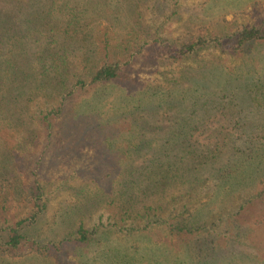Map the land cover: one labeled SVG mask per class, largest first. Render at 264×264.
Here are the masks:
<instances>
[{"label": "trees", "instance_id": "trees-1", "mask_svg": "<svg viewBox=\"0 0 264 264\" xmlns=\"http://www.w3.org/2000/svg\"><path fill=\"white\" fill-rule=\"evenodd\" d=\"M145 1L0 0V133L23 129V142L33 143L22 111L38 94L57 102L38 119L47 139L63 119L53 154L97 153L92 177L73 190L77 201L44 237L45 186H23L0 136V264H56L64 253L77 264H139L141 249L110 246L109 236L145 240L155 229L165 238L152 243L155 255L145 254L162 264L172 257L174 264H264L236 252L253 248L246 238L254 229L241 215L264 209V16L149 42ZM232 1L241 11L262 0ZM211 10L204 9L208 18ZM150 47L162 66L187 65L170 77L162 72L161 86H136L127 74ZM208 51L236 64H207L199 58ZM75 93L80 100L63 118V102ZM12 204L26 215L9 220ZM94 211L98 224L88 227ZM173 243L182 249L175 256Z\"/></svg>", "mask_w": 264, "mask_h": 264}, {"label": "rangeland", "instance_id": "rangeland-1", "mask_svg": "<svg viewBox=\"0 0 264 264\" xmlns=\"http://www.w3.org/2000/svg\"><path fill=\"white\" fill-rule=\"evenodd\" d=\"M208 1L147 0L143 2L139 9L142 11L143 22L149 29L147 41L152 42L158 37L164 39L183 38L189 34L202 33L204 29H211V27H214L213 31H218L219 24L224 29L233 22L251 23L264 16V0L259 1L256 6H247L241 11L232 0H217L216 4H208ZM208 6H212L210 18L205 16L204 12V9ZM173 13L175 14L173 15ZM167 17H170L171 20H166ZM156 29L160 30L159 33H157ZM199 59L207 64L218 60L227 66L236 64L235 59L231 60V58L226 56H219L217 52H203ZM186 65L185 63H179L162 66V59L157 57L156 52L150 47L145 48L137 56L127 76L132 84L136 86H161L164 84L162 83V72H165L170 77L181 71ZM79 100V95L75 93L71 99H66L63 102V118L66 114H69ZM52 104L57 105V102L46 101L43 96L37 94L34 95L31 102L26 104V109L22 111V117H24L25 121L24 129L33 132L34 141L32 144L23 142L25 135L23 129L13 130L8 134L0 133V136L4 138L5 142L14 151L16 171L23 186L27 187L36 180L45 186V192L48 197V212L45 215L44 222L40 225L41 232L39 233L40 235L44 233L42 235L44 237L50 236L49 228L57 213L62 212L77 201L74 196L76 187L92 177L93 171H95L94 166L97 165L96 149L83 147L72 153H64L61 157L53 154L54 148L61 146L58 130L63 119L57 118L54 120L56 128L53 129V134L49 139L46 138L43 125H40L38 120L41 117L40 112L51 107ZM204 197L203 194H199V197L193 198L192 203ZM7 213L8 219L12 221L18 217L25 216L26 210L22 205L12 204L9 206ZM110 213L111 209L108 208L103 217L104 225L108 222L106 217ZM112 213L115 216L116 213ZM99 216L100 212L96 211L90 212L89 215L87 214L85 221H87L88 227L98 224ZM110 219L112 220V218ZM260 220L264 221L263 208L254 206L244 211L240 221L254 229V233H251L246 238L249 245L253 248H242L236 252H252L256 258H264V226L263 228L261 227L262 229L256 228L258 226L257 222ZM109 237L110 246L141 249L137 252L138 256H142L139 264H153L157 261L162 264V257L150 260V257L145 254V250L148 251V249H152L151 254L155 253L157 247L154 248L152 243L156 241L162 242L165 238V233L162 230H149L146 233L147 238L145 240H141L136 236L128 239L123 233L119 232H114ZM191 238L184 237V241L187 242ZM170 247L174 249L171 250L173 255L178 254L182 250L179 244L173 243ZM223 255V257L227 256L226 253H223ZM88 257H92V254L90 253ZM173 259L174 257L169 261L170 264H174ZM77 260V258H73L71 253H64V257L57 258L56 264H77Z\"/></svg>", "mask_w": 264, "mask_h": 264}]
</instances>
